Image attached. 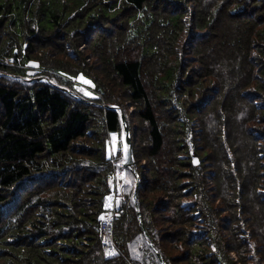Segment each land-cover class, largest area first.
I'll return each mask as SVG.
<instances>
[{
	"label": "trees",
	"instance_id": "1",
	"mask_svg": "<svg viewBox=\"0 0 264 264\" xmlns=\"http://www.w3.org/2000/svg\"><path fill=\"white\" fill-rule=\"evenodd\" d=\"M14 1L0 0V264H161L149 241L167 264V236L158 230L168 222L187 248L179 255L184 264H264V0H218L212 10L203 0L199 8L192 0H102L123 11L94 25L81 17L101 0H80L82 12L65 22L53 14L50 27L15 11L20 38ZM18 2L30 16L40 1ZM134 12L145 26L127 22ZM222 17L257 28L231 34L230 61L238 65L229 66L230 78L213 66L212 38L225 33L209 28ZM56 38L74 51L57 57L52 42H63ZM88 63H99L120 92L99 85ZM80 74L94 83V97L73 87ZM216 81H224L222 92ZM109 104L121 108L130 131L149 239L138 222L132 169L125 168L122 193L108 205L114 172L123 167L118 151L107 153L110 135L123 127ZM233 124L254 153L245 167L230 150L234 141L242 145ZM109 208L118 253L106 258L99 216Z\"/></svg>",
	"mask_w": 264,
	"mask_h": 264
},
{
	"label": "rangeland",
	"instance_id": "2",
	"mask_svg": "<svg viewBox=\"0 0 264 264\" xmlns=\"http://www.w3.org/2000/svg\"><path fill=\"white\" fill-rule=\"evenodd\" d=\"M40 2H37L33 7L34 9H32V14L30 12V16H28L27 14L24 13V10L22 9V5L19 4L18 0L14 1V16L12 17L13 21L16 24V31L14 32L15 35H17V37L20 38L21 36V31H19V27L17 24V20H18V16L15 15V11L17 13L21 12V14L23 13L24 16L28 17L33 23H36V25H38L39 21H43L44 24L47 27H50L51 25V17L53 16V14H58L60 17V20L64 22L70 17V15L72 13H77L78 12H82V1L80 0H69V4H64L63 0H39ZM204 4H208V8H210L212 10L213 6H216V4L218 3V0H203ZM203 1H199L197 2L196 0H192V4L197 6V8L200 7V4L203 3ZM33 2V1H32ZM105 1H99L98 4H96L94 7L88 6L86 11H83V16L81 17V24H95L98 20V17L100 16H105V17H115L119 12L123 11V6H119V5H114L112 8H108L107 6L104 5ZM33 5V4H32ZM31 5V6H32ZM37 5H39V9H38V13L39 15L36 14L37 11ZM40 14H43V18H40ZM32 15V16H31ZM34 17V18H32ZM40 18V19H36V18ZM173 18L175 17V15L172 16ZM78 20L80 21V18L77 16ZM216 18V17H215ZM12 21V20H11ZM127 22H132L133 23V27H143L146 25V20L145 17H143V14L141 13H131L128 17H127ZM39 24H41L39 22ZM43 24V23H42ZM142 25V26H141ZM217 26V27H222L224 29V37L221 36L220 34H218V37H214L212 38V42L211 44H214L215 47H217V54H216V58L213 60V66L216 67L217 70L219 69H227L228 72L227 74H225V77L230 78L231 77V71H229L230 69V65L232 63H234V65H238L236 61H230L232 56H233V51L230 49L229 47V43H230V38L232 36L235 35H241L243 34L242 29L245 28L246 30L244 31H248L251 32L252 31V27L250 25V23H245L243 21L240 20H230L228 18L222 17V18H217L213 21L211 27L209 28V30H213L212 26ZM257 29V28H256ZM255 29V30H256ZM253 30V31H255ZM252 31V32H253ZM232 34V36H231ZM94 35V34H93ZM54 39V38H53ZM52 39V40H53ZM89 39H91V37H89ZM89 39L87 40V42H89ZM51 40V41H52ZM57 41H62L63 43L60 44V42H54L53 40V52L57 51V57L59 54L63 55V58L66 55V51L67 49H69L70 47H68L67 43L68 40L66 38H56ZM71 49V48H70ZM90 49V48H89ZM72 50V49H71ZM83 50V49H82ZM74 51V50H72ZM86 51L88 52V50L86 49ZM90 51V50H89ZM63 52V53H61ZM65 54V55H64ZM85 55L86 52H85ZM83 56V53H82ZM256 56V55H255ZM246 59L248 60V58L246 57ZM52 60H57V58H53ZM68 60V58H67ZM73 60V59H72ZM77 60V59H76ZM252 61V59H251ZM46 62L45 60H43V63ZM71 64V63H70ZM73 64V63H72ZM99 64V63H98ZM98 64H87L84 69L87 70L88 73H90V75L92 77H94L96 79V81L98 82L99 85H104V87H108L109 91H112L111 89H113V93H119L120 92V87L117 86V84H115L114 81L110 80V75L108 77H104L103 74V68L100 71V65ZM247 65V62H245L243 60V62L241 63V65ZM68 69H71L72 67L69 66V64L66 65ZM65 66V67H66ZM107 67V65H105ZM104 66V67H105ZM87 67V68H86ZM215 71V70H212ZM109 73V69L105 71V74ZM214 76H217L218 72H211ZM240 73V72H239ZM25 75L30 77L32 75V68L28 67L27 70L25 71ZM223 74H219V77H222ZM109 81V82H108ZM225 81V80H224ZM224 81L221 83H218L217 87H219V89L221 90L220 92L223 91V84ZM73 87L76 89L77 92H79L80 94L84 95L86 99H90L92 97H94V91L93 90H97L96 87L94 86V83L87 77H85L84 75L80 74L77 75L76 78H74L73 80ZM75 85V86H74ZM216 85H213L214 87ZM75 91V92H76ZM74 93V92H73ZM222 94V93H221ZM74 95H76V93H74ZM82 96V97H84ZM222 97V95H219L216 100L214 101V109L217 106L218 102H220V98ZM213 104V105H214ZM212 110V109H210ZM213 112H215V110H212ZM207 117V116H206ZM204 118V117H203ZM206 121L208 124H212L214 123L213 120L211 118H206ZM235 124H233L232 126H234ZM234 135L236 137H239L240 135L238 134L237 131V126L235 125L234 127V131H233ZM112 134V139L109 143V145L107 146V153L111 155H115L118 151L119 155H120V159L122 158V152H121V134ZM242 137V139H241ZM239 137V140L242 141L241 144L237 143V142H233L236 143L230 146V150L235 151V157L238 161V163H241L243 165V167H245L246 165H250L252 162V158H254V153L253 150L251 149V147L247 144H244V138L243 136ZM236 145V146H235ZM227 147H229V145H226ZM225 146V147H226ZM241 146V147H240ZM226 149V148H225ZM215 154V151H212ZM217 158H221V155L219 153L215 154ZM234 156V155H233ZM242 168V166H240ZM240 170V169H239ZM239 174H241V170L238 171ZM235 171V174H238ZM223 178V176H222ZM224 180V179H222ZM224 182V181H223ZM130 183V180H129ZM244 187V192L245 194H247V188L245 186ZM258 193V192H257ZM146 195H148V198L151 197V192L147 193ZM112 200L108 201V205L112 206L114 205L115 200H113V198H111ZM248 202H253L251 201L249 198H247ZM220 202L218 201L216 203V205H218ZM159 207L158 203L156 204V207ZM222 205H218L217 207H219ZM158 216V215H157ZM158 219V218H155ZM175 224L173 223H164L158 230L159 235L160 234H166V238L163 239V241H161V248L163 253H165V255L168 257V261L167 264H184V260L181 258L180 253L184 252L187 250V248H182L177 242L174 240L173 235L175 236ZM157 230V229H156ZM152 258V257H151ZM154 261L155 259L152 258ZM7 260V259H6ZM6 260H4L1 264L5 263ZM184 262V263H183ZM187 262V261H186ZM188 264V262H187Z\"/></svg>",
	"mask_w": 264,
	"mask_h": 264
},
{
	"label": "water",
	"instance_id": "3",
	"mask_svg": "<svg viewBox=\"0 0 264 264\" xmlns=\"http://www.w3.org/2000/svg\"><path fill=\"white\" fill-rule=\"evenodd\" d=\"M54 86V84H53ZM63 90H65L66 92H71L65 88H61ZM72 93V92H71ZM106 108H114V109H118L119 110V114H120V118H121V122H122V132H121V152H122V159H121V164L124 168H129L132 169L135 175V186H134V190H133V201L135 204V209L137 212V217H138V222H139V226L140 229L143 233V235L149 239V235L147 233L146 228L144 227L142 218H141V214H140V210H139V206L137 203V197H136V191L138 186L140 185V179L139 176L137 174V172L135 171L134 168V159L132 156V144H131V137H130V131L127 127V123H126V119L124 117V114L121 110L120 107L114 105V104H109V105H104ZM196 160V158L194 159ZM197 162V161H196ZM149 245L154 249V252L159 260V262L161 264H165L161 254L159 253V251L154 247L153 243L151 241H149Z\"/></svg>",
	"mask_w": 264,
	"mask_h": 264
},
{
	"label": "built area",
	"instance_id": "4",
	"mask_svg": "<svg viewBox=\"0 0 264 264\" xmlns=\"http://www.w3.org/2000/svg\"><path fill=\"white\" fill-rule=\"evenodd\" d=\"M125 183V168H117L114 172V189L110 194V198H115L120 196L123 190ZM99 241L101 244V249L106 258H111L117 255V250L115 249L112 242V219L113 211L112 208H109L102 212L99 216Z\"/></svg>",
	"mask_w": 264,
	"mask_h": 264
},
{
	"label": "crops",
	"instance_id": "5",
	"mask_svg": "<svg viewBox=\"0 0 264 264\" xmlns=\"http://www.w3.org/2000/svg\"><path fill=\"white\" fill-rule=\"evenodd\" d=\"M112 134H116L117 135V133H112ZM112 134L110 135V141H111V139H112ZM116 135H115V137H116ZM110 206V205H109Z\"/></svg>",
	"mask_w": 264,
	"mask_h": 264
}]
</instances>
